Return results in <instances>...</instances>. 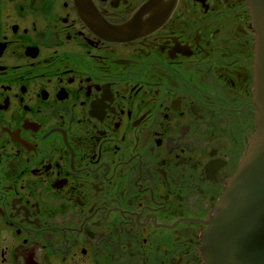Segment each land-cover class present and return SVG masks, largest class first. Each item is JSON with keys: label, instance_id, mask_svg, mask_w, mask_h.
<instances>
[{"label": "flooded vegetation", "instance_id": "af4514ba", "mask_svg": "<svg viewBox=\"0 0 264 264\" xmlns=\"http://www.w3.org/2000/svg\"><path fill=\"white\" fill-rule=\"evenodd\" d=\"M256 43L249 0H0V264H204Z\"/></svg>", "mask_w": 264, "mask_h": 264}, {"label": "water", "instance_id": "95a60500", "mask_svg": "<svg viewBox=\"0 0 264 264\" xmlns=\"http://www.w3.org/2000/svg\"><path fill=\"white\" fill-rule=\"evenodd\" d=\"M257 37L258 131L204 235V264H264V0H249Z\"/></svg>", "mask_w": 264, "mask_h": 264}]
</instances>
